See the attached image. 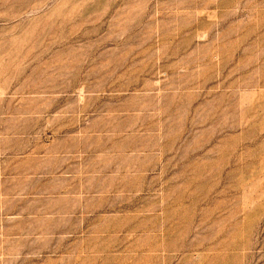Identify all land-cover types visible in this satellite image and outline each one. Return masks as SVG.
<instances>
[{"label":"rangeland","instance_id":"rangeland-1","mask_svg":"<svg viewBox=\"0 0 264 264\" xmlns=\"http://www.w3.org/2000/svg\"><path fill=\"white\" fill-rule=\"evenodd\" d=\"M0 264H264V0H0Z\"/></svg>","mask_w":264,"mask_h":264}]
</instances>
